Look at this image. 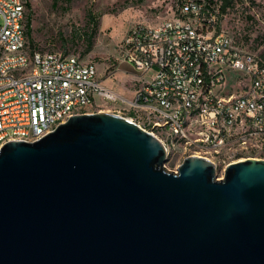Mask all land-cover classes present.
<instances>
[{"label":"water","instance_id":"95a60500","mask_svg":"<svg viewBox=\"0 0 264 264\" xmlns=\"http://www.w3.org/2000/svg\"><path fill=\"white\" fill-rule=\"evenodd\" d=\"M108 112L0 147V264H264V159L223 177Z\"/></svg>","mask_w":264,"mask_h":264},{"label":"built area","instance_id":"2783aa9c","mask_svg":"<svg viewBox=\"0 0 264 264\" xmlns=\"http://www.w3.org/2000/svg\"><path fill=\"white\" fill-rule=\"evenodd\" d=\"M218 5L169 0L159 21L130 25L120 59L142 78L152 72L125 98L101 83L94 62L28 43L26 0H0V147L34 142L72 115L108 112L155 137L166 158L201 157L215 172L264 159V42H236Z\"/></svg>","mask_w":264,"mask_h":264},{"label":"rangeland","instance_id":"374dc122","mask_svg":"<svg viewBox=\"0 0 264 264\" xmlns=\"http://www.w3.org/2000/svg\"><path fill=\"white\" fill-rule=\"evenodd\" d=\"M26 3L31 32L28 40L42 50L63 49L83 61L94 62L103 83L126 98L136 82L150 77L152 71L142 78L131 65L120 63L119 45L130 25L156 22L167 15L169 0H70L69 3L26 0ZM226 18L224 28L236 42L252 50L260 48L264 42V0H234ZM87 35H91V45L85 52ZM260 53H264V48ZM111 59L115 60L113 64L109 62ZM178 162L180 158L168 156L162 166L173 171ZM215 173L220 179L222 168H216Z\"/></svg>","mask_w":264,"mask_h":264},{"label":"trees","instance_id":"16d2710c","mask_svg":"<svg viewBox=\"0 0 264 264\" xmlns=\"http://www.w3.org/2000/svg\"><path fill=\"white\" fill-rule=\"evenodd\" d=\"M56 1H63L65 3H69L70 2V0H53V3H55ZM207 1L210 2V3L213 2V0H207ZM215 1H219V5H218L219 11L226 13L233 6V1L234 0H215ZM26 6H27V8L29 7L27 3H26ZM25 18H26L25 19L26 20L25 25H26L30 21L28 12L25 14ZM25 28H27V26H25ZM90 38H91V35H87L86 36L85 52L89 51V49H90V45H91Z\"/></svg>","mask_w":264,"mask_h":264},{"label":"crops","instance_id":"0c3cea01","mask_svg":"<svg viewBox=\"0 0 264 264\" xmlns=\"http://www.w3.org/2000/svg\"><path fill=\"white\" fill-rule=\"evenodd\" d=\"M26 19V18H25ZM24 19V25H25V23H26V20ZM159 21V20H158ZM25 26H27V28H25V36L26 35H30V21L25 25ZM28 29V30H27ZM127 31V30H126ZM28 36H26V39H27V42L29 43H33L32 41H30V40H28V39H30V36L28 37ZM119 59V61H120V63L122 64V63H125L124 61H122L120 58H118ZM115 60L114 59H111V60H109V62H110V64H113V62H114ZM119 63V64H120ZM127 64V63H126ZM96 71H97V69H96ZM115 71V70H114ZM114 73V72H113ZM97 75H98V77L101 79V83L104 85V86H106L107 88H109V89H111L112 91H114L111 87H110V85H106V84H104L103 83V79L99 76V73H97ZM135 89V86H133L132 88H131V93H130V96L128 97V98H130L131 96H132V94H133V90ZM115 92H117V91H115ZM118 93V92H117ZM121 94V93H120ZM123 95V94H122ZM126 98V97H125Z\"/></svg>","mask_w":264,"mask_h":264}]
</instances>
